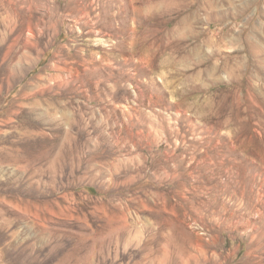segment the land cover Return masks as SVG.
I'll list each match as a JSON object with an SVG mask.
<instances>
[{"label": "rangeland", "instance_id": "rangeland-1", "mask_svg": "<svg viewBox=\"0 0 264 264\" xmlns=\"http://www.w3.org/2000/svg\"><path fill=\"white\" fill-rule=\"evenodd\" d=\"M0 264H264V0H0Z\"/></svg>", "mask_w": 264, "mask_h": 264}, {"label": "trees", "instance_id": "trees-1", "mask_svg": "<svg viewBox=\"0 0 264 264\" xmlns=\"http://www.w3.org/2000/svg\"><path fill=\"white\" fill-rule=\"evenodd\" d=\"M89 190H91V191H93V189L92 188H88Z\"/></svg>", "mask_w": 264, "mask_h": 264}]
</instances>
